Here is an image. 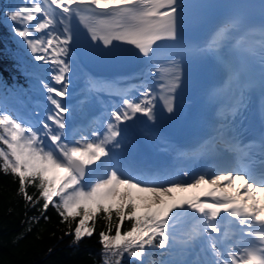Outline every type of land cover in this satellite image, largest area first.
Here are the masks:
<instances>
[{
	"label": "snow or ice",
	"instance_id": "1",
	"mask_svg": "<svg viewBox=\"0 0 264 264\" xmlns=\"http://www.w3.org/2000/svg\"><path fill=\"white\" fill-rule=\"evenodd\" d=\"M211 8L229 11L198 52L224 70L235 90L220 100L208 135L155 166L129 132L139 117L152 124L162 118L158 102L169 117L176 113L177 99L200 70L185 43V16ZM5 9L35 99L31 107L14 108L0 98V172L18 181L26 205L42 201L45 220L54 208L73 244L93 237L102 218V264H121L125 256L135 264H264V0H17ZM254 9L258 26L250 23ZM238 31L258 33L259 40L239 49L246 55L237 66L226 56L241 44L232 43ZM98 60L133 61L138 70L113 80L85 74L80 98L69 103L82 65ZM256 86L260 131L245 141ZM221 91L210 90L207 102H216ZM100 93L108 99L99 115L78 122L77 110L83 116ZM153 138L143 132L145 141ZM125 222L130 227L122 231ZM180 225L187 231L178 247Z\"/></svg>",
	"mask_w": 264,
	"mask_h": 264
},
{
	"label": "trees",
	"instance_id": "2",
	"mask_svg": "<svg viewBox=\"0 0 264 264\" xmlns=\"http://www.w3.org/2000/svg\"><path fill=\"white\" fill-rule=\"evenodd\" d=\"M20 56L21 50L0 13V94L6 97L8 104L20 93L24 96L33 93L27 79L29 72L18 63ZM17 189L18 181L0 172V264H102L99 233L106 230L102 218L97 219L93 237L73 244V237L65 235L68 224L61 223L54 208L49 207L45 213L49 219L45 220L39 211L42 201L35 207L26 205L17 195ZM28 192L37 195L34 187H29ZM32 217H40L39 222L32 223ZM129 227L130 223L125 222L122 231ZM112 234H115L114 229ZM21 235L23 238L18 239ZM154 259L158 261L161 257L157 255ZM121 264L135 262L125 256Z\"/></svg>",
	"mask_w": 264,
	"mask_h": 264
},
{
	"label": "rangeland",
	"instance_id": "3",
	"mask_svg": "<svg viewBox=\"0 0 264 264\" xmlns=\"http://www.w3.org/2000/svg\"><path fill=\"white\" fill-rule=\"evenodd\" d=\"M15 2H17V0H0V13L3 16V19H4V22H5L6 26H7V23H6L5 18H4V12L6 11L5 5H8V4H11V3H15ZM29 82H30V85H32L33 81L29 80ZM82 84H83V81H80V80L78 81L77 79L76 80L74 79L73 85H75V88H77V89L76 90H71V89L69 90L70 93L72 94V98L69 101V103L75 104L76 101L80 98V94L83 91ZM33 95H34L33 93L32 94H28V96L26 98H23L22 95L21 96L19 95L20 98H17L14 102L12 101V104H9V105L14 107V108H22L23 105L27 104L29 107H31L29 105V103H32V100L35 99V97H33ZM0 98H6V97L3 96V94H0ZM7 102H8V100H7ZM101 102H103V101H101ZM93 110H94V107H92V108H90L88 110H85L84 113H83V116H81L80 110L78 109L77 110V118H86V119L90 118V112L93 111ZM90 126L91 127H97V126L102 127V123H99V124L98 123H94V124H92ZM134 132L137 133V135L138 134L140 135L139 138H141L142 141L147 142V141H145L143 139V136H141V133H139L138 131H134ZM133 139H135L134 136H133ZM148 143L150 145H153V141H148ZM137 146H139V148H140L139 152L141 154H146V152L140 147L139 144H137ZM186 231H187V227L185 225L178 226V229H177L178 247L180 246L179 245V241L183 238V235H184V233Z\"/></svg>",
	"mask_w": 264,
	"mask_h": 264
},
{
	"label": "bare ground",
	"instance_id": "4",
	"mask_svg": "<svg viewBox=\"0 0 264 264\" xmlns=\"http://www.w3.org/2000/svg\"><path fill=\"white\" fill-rule=\"evenodd\" d=\"M132 72H135V70L134 71H131V72H129V73H132ZM128 73V74H129ZM85 74H88V72H87V70L86 69H84V68H82V73H81V76L80 77H78V78H75V80L77 79L78 81L79 80H82L83 81V79L85 78ZM124 76H122V77H112V78H110V80H113V79H121V78H123ZM98 79H100V78H98ZM74 83V82H73ZM70 89L71 90H76L77 88H75V85H73V86H71L70 87ZM20 96L22 95V97L23 98H26V96H24L22 93H20L19 94ZM18 95V97L17 98H20V96ZM16 98V99H17ZM15 99V100H16ZM14 100V101H15ZM13 101V102H14ZM145 121H146V123L144 124V125H142L140 128H138V130L140 129V131L142 132V134H143V132L145 131V130H148V131H150L152 134H153V137H154V139L156 140V141H159V142H162V143H166L170 148H172V149H175L176 148V144H177V138L176 137H174V136H172V135H169V134H167V133H165V132H163V131H161L160 129H158L157 127H156V123L155 124H152V123H150V122H148L147 120H146V118H145ZM169 158H173V156H171V155H169L168 156Z\"/></svg>",
	"mask_w": 264,
	"mask_h": 264
}]
</instances>
